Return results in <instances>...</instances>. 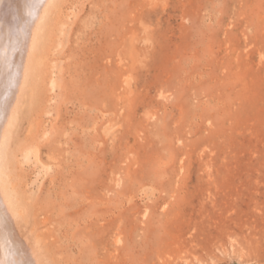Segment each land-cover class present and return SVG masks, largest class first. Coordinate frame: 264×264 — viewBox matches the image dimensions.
I'll list each match as a JSON object with an SVG mask.
<instances>
[{"label": "rangeland", "instance_id": "1", "mask_svg": "<svg viewBox=\"0 0 264 264\" xmlns=\"http://www.w3.org/2000/svg\"><path fill=\"white\" fill-rule=\"evenodd\" d=\"M52 1L1 161L37 264H264V0Z\"/></svg>", "mask_w": 264, "mask_h": 264}, {"label": "bare ground", "instance_id": "2", "mask_svg": "<svg viewBox=\"0 0 264 264\" xmlns=\"http://www.w3.org/2000/svg\"><path fill=\"white\" fill-rule=\"evenodd\" d=\"M50 1L52 0H0V264H37L33 256L35 253L30 251L31 248L23 246V242L19 240L20 237L16 235L18 232L14 230L13 216L15 214L12 213L14 209L9 207L5 197L8 191L5 192L3 186L6 188V184L1 183V175H4L1 174V161L3 145H5L4 130L12 112L14 113L13 104L16 102L26 75L24 73L29 57L28 51L34 49H30L31 45H34L32 44L34 43L33 35L37 33L35 30L44 18L46 14L44 9L48 7L46 5ZM66 15L68 16L64 17H69V14ZM69 20L70 18L65 20L66 24ZM60 24L62 29V21ZM53 83L54 81L50 83L52 89L55 86ZM33 154L39 159L34 149L29 148L23 154L25 162L30 161L31 159L28 158ZM35 156L34 159H36ZM4 180L3 178L2 181Z\"/></svg>", "mask_w": 264, "mask_h": 264}]
</instances>
